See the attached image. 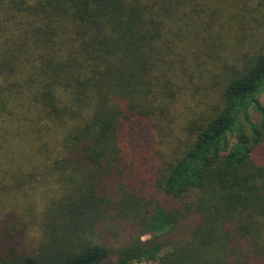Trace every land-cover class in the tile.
<instances>
[{"label": "trees", "instance_id": "obj_1", "mask_svg": "<svg viewBox=\"0 0 264 264\" xmlns=\"http://www.w3.org/2000/svg\"><path fill=\"white\" fill-rule=\"evenodd\" d=\"M264 0H0V264H264Z\"/></svg>", "mask_w": 264, "mask_h": 264}, {"label": "rangeland", "instance_id": "obj_2", "mask_svg": "<svg viewBox=\"0 0 264 264\" xmlns=\"http://www.w3.org/2000/svg\"><path fill=\"white\" fill-rule=\"evenodd\" d=\"M262 101L264 102V96H263V98H262ZM141 264H145V263H141Z\"/></svg>", "mask_w": 264, "mask_h": 264}]
</instances>
